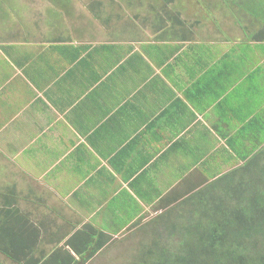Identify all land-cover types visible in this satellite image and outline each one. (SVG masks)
I'll use <instances>...</instances> for the list:
<instances>
[{"label": "crops", "instance_id": "crops-1", "mask_svg": "<svg viewBox=\"0 0 264 264\" xmlns=\"http://www.w3.org/2000/svg\"><path fill=\"white\" fill-rule=\"evenodd\" d=\"M91 17L0 44V157L25 184L0 192L47 253L86 226L110 237L104 251L158 235L168 211L264 147L261 50L180 16L150 38Z\"/></svg>", "mask_w": 264, "mask_h": 264}, {"label": "trees", "instance_id": "trees-1", "mask_svg": "<svg viewBox=\"0 0 264 264\" xmlns=\"http://www.w3.org/2000/svg\"><path fill=\"white\" fill-rule=\"evenodd\" d=\"M217 1L230 13L224 22L241 27L238 41L263 54L264 0L263 5L259 0ZM96 7L91 11L99 18ZM167 13L172 15L165 21L174 15L181 22L179 13ZM244 14L258 26L242 27ZM238 159L239 166L186 197L175 219L168 211L163 232L130 244L127 264H264V147L253 157ZM109 243V236L86 226L66 240L68 249L55 247L47 253L39 229L15 207L13 193H0V264H87Z\"/></svg>", "mask_w": 264, "mask_h": 264}, {"label": "rangeland", "instance_id": "rangeland-1", "mask_svg": "<svg viewBox=\"0 0 264 264\" xmlns=\"http://www.w3.org/2000/svg\"><path fill=\"white\" fill-rule=\"evenodd\" d=\"M8 2L9 4L5 0H0V44L25 43L27 39L35 43L55 40L57 39L55 35H48L50 39L45 37V29L37 33L33 31L35 32L37 27L41 28L53 22L65 27L72 21H92L94 19L91 17L93 15L91 7H96L97 3H100L99 7L93 12H99L101 20L108 19V25L148 28L146 34H143L147 38L154 36L150 27L172 15L167 13L168 11L179 13L184 22L196 20L201 24L200 27L205 26L203 29L205 33L210 32L212 28L217 32L215 28L219 27L226 33L233 31L231 35L234 33L242 35L239 25L224 22L230 19V13L222 11L224 5L216 0H172L168 4L163 0H8ZM258 3L263 5V0H259ZM242 17V27H251L254 23L253 18L248 14ZM254 24V27L258 26L257 22ZM19 175L20 167L14 161V157H0V191L4 186L12 185L14 182L19 187L24 186L25 184L18 179ZM149 229L151 232V227ZM131 242L124 240L112 243L110 248L101 250L87 264H127L132 259L129 255L133 252H129L128 248Z\"/></svg>", "mask_w": 264, "mask_h": 264}]
</instances>
